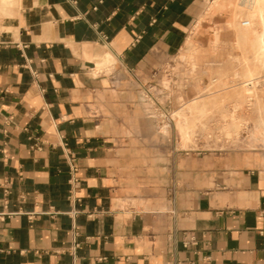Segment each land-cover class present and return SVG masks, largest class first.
<instances>
[{"label":"crops","instance_id":"0c3cea01","mask_svg":"<svg viewBox=\"0 0 264 264\" xmlns=\"http://www.w3.org/2000/svg\"><path fill=\"white\" fill-rule=\"evenodd\" d=\"M202 2L0 0V264H264V141L143 97Z\"/></svg>","mask_w":264,"mask_h":264},{"label":"rangeland","instance_id":"374dc122","mask_svg":"<svg viewBox=\"0 0 264 264\" xmlns=\"http://www.w3.org/2000/svg\"><path fill=\"white\" fill-rule=\"evenodd\" d=\"M218 2L203 0L184 47L143 94L154 128L199 132L204 151L235 146L251 133L264 141V22Z\"/></svg>","mask_w":264,"mask_h":264},{"label":"bare ground","instance_id":"6f19581e","mask_svg":"<svg viewBox=\"0 0 264 264\" xmlns=\"http://www.w3.org/2000/svg\"><path fill=\"white\" fill-rule=\"evenodd\" d=\"M218 3L220 5L222 4L223 6H227V7L230 6L232 8H236V9H234L235 12H237L236 11L237 9H243V8L249 9L253 13H256L257 15H259L257 17L261 18L262 21L264 22V0H219ZM216 4L215 5L213 4V6H216ZM228 9H230V8H228ZM228 9H227V11H228ZM247 22L251 23L250 20H245L242 23H247ZM245 28H246V29H244L245 34H247L250 27L249 28L245 27ZM261 34H263V33H261ZM261 46L264 47V39L261 40ZM260 52H261V50H260Z\"/></svg>","mask_w":264,"mask_h":264},{"label":"built area","instance_id":"2783aa9c","mask_svg":"<svg viewBox=\"0 0 264 264\" xmlns=\"http://www.w3.org/2000/svg\"><path fill=\"white\" fill-rule=\"evenodd\" d=\"M249 24V22H247V23H244V25H248Z\"/></svg>","mask_w":264,"mask_h":264}]
</instances>
